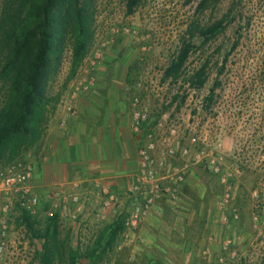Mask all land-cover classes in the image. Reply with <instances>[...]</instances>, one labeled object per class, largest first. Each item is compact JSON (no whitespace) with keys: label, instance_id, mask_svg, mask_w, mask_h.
Segmentation results:
<instances>
[{"label":"rangeland","instance_id":"rangeland-1","mask_svg":"<svg viewBox=\"0 0 264 264\" xmlns=\"http://www.w3.org/2000/svg\"><path fill=\"white\" fill-rule=\"evenodd\" d=\"M199 1L143 0L132 13H127L126 0H92V38L86 57L72 74V42L68 39L46 90L50 99L60 102L80 82L94 77L99 86L94 91L100 96L115 97L117 108L130 111L135 95L156 106L150 95L137 88V83L173 80L164 77L165 70L180 48L191 43L194 48L177 80L189 84V76L208 60V79L199 89L209 94L214 89L218 112L223 111L228 100L236 106V132L229 139L235 147L225 151L230 153L228 164L236 163L240 169L231 183L239 220L221 222L222 189L205 165L192 158L186 177L187 180L191 176L192 186L186 181L178 200L161 203L166 207L163 221L156 227L145 219L137 228L124 230L114 252L100 264H218L227 238L234 241L237 264H264V256L256 257L255 246L259 233H264V0H211L203 9H199ZM222 19L225 30L202 46L194 27L203 28ZM95 52L102 54L99 60L95 59ZM133 63L138 71L131 74L132 82L128 84L125 76ZM221 66L224 70L218 74ZM50 105L46 107L48 116ZM38 150L35 145L6 167L35 169ZM254 191L263 199L259 209L252 198ZM126 195L124 200L119 195L122 208L128 205ZM41 201L45 209L48 204L43 198ZM68 205L66 201L61 205V232L63 236L69 234L73 248L84 250L93 239L92 233L116 217H88ZM254 214L261 219L256 228L252 222ZM17 218L9 224L6 258L0 264H38L34 256L39 243L31 241L26 228L17 224ZM226 264L233 263L227 258Z\"/></svg>","mask_w":264,"mask_h":264},{"label":"built area","instance_id":"built-area-1","mask_svg":"<svg viewBox=\"0 0 264 264\" xmlns=\"http://www.w3.org/2000/svg\"><path fill=\"white\" fill-rule=\"evenodd\" d=\"M94 54L97 60L102 57L100 52ZM95 83V78L89 77L75 86L69 96L74 98L80 92H88ZM137 88L150 95L156 106H151L140 95H135L131 102L130 128L138 144V168L130 175L131 182L126 191L129 203L122 208L119 195L104 186L102 207L111 209L114 216L125 212L124 228L127 232L137 228L156 204L178 200L193 158L205 165L207 171L217 178L222 189L221 222H237L239 213L235 207L231 183L240 169L236 163L228 164L227 157L230 153L223 147V140L231 139L236 132L237 115L234 101L228 100L223 111L218 112L216 109L219 100L216 97L213 96L212 103L207 106L206 98L209 93L191 87L181 80H150L145 84L138 82ZM68 111L74 113L71 107ZM260 196L257 191L252 193L257 209L261 208L263 200ZM63 201L61 192H53L46 201L48 208L42 209L41 197L33 185L31 166L11 165L1 171L0 261L6 258L9 224L14 219L21 213L33 218L53 217L56 211L61 214ZM70 203L75 212H81V203L77 196L70 197ZM252 222L256 228L261 222L260 216L254 214ZM258 236V243L255 245L258 248L256 257L262 259L264 233H259ZM233 246L234 241L231 238L223 241L218 264H226L227 258L237 264L238 257Z\"/></svg>","mask_w":264,"mask_h":264},{"label":"trees","instance_id":"trees-1","mask_svg":"<svg viewBox=\"0 0 264 264\" xmlns=\"http://www.w3.org/2000/svg\"><path fill=\"white\" fill-rule=\"evenodd\" d=\"M142 1L126 0L127 13H132ZM210 1L200 0L199 9ZM91 3L92 0H0V172L43 137L49 113L46 107L58 102L48 97L47 80L57 71L68 39L72 42V74L86 57L92 38ZM224 21L194 27L202 46L225 30ZM193 48L191 43L180 48L165 70V78L179 79ZM209 63L205 60L189 76L191 87L205 85ZM223 70L221 66L218 74ZM137 71L135 63L128 67V84L132 82L131 74ZM217 85L215 81L214 86ZM213 90L206 98L207 106L213 101ZM125 217L122 212L92 233L93 239L84 250L71 247L69 234L62 235L59 211L50 218L21 213L16 222L26 228L31 241L39 243L34 256L38 264H100L107 254L114 252L125 230Z\"/></svg>","mask_w":264,"mask_h":264},{"label":"crops","instance_id":"crops-1","mask_svg":"<svg viewBox=\"0 0 264 264\" xmlns=\"http://www.w3.org/2000/svg\"><path fill=\"white\" fill-rule=\"evenodd\" d=\"M98 87L95 83L88 92L50 105L44 135L37 144L33 185L41 200L45 199L43 202L59 191L63 200L72 205L70 197L75 195L80 200L81 213L88 217L102 214L103 218L112 211L102 207V188L108 186L124 200L130 175L138 168V144L130 128L132 109L117 108L113 101L116 98L98 95L94 91ZM223 147L233 149L229 139L223 140ZM186 181L192 186L191 176ZM125 203H129L127 198ZM161 203L145 218L156 227L166 216V207Z\"/></svg>","mask_w":264,"mask_h":264}]
</instances>
